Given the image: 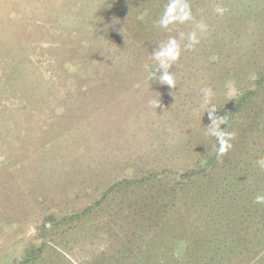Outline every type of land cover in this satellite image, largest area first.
Instances as JSON below:
<instances>
[{
  "label": "rangeland",
  "instance_id": "374dc122",
  "mask_svg": "<svg viewBox=\"0 0 264 264\" xmlns=\"http://www.w3.org/2000/svg\"><path fill=\"white\" fill-rule=\"evenodd\" d=\"M169 2L0 0V264H264V0L163 29ZM204 87L218 116L246 98L220 158Z\"/></svg>",
  "mask_w": 264,
  "mask_h": 264
},
{
  "label": "clouds",
  "instance_id": "9594fccd",
  "mask_svg": "<svg viewBox=\"0 0 264 264\" xmlns=\"http://www.w3.org/2000/svg\"><path fill=\"white\" fill-rule=\"evenodd\" d=\"M215 13L223 16L228 9L221 5H217L214 9ZM193 16L190 5L187 0H170L165 7L163 14L160 16L156 23L163 29H168L170 25L184 24L185 22L192 21ZM194 31L187 34L186 39L188 43L185 45L187 48H192L199 43L201 35L206 33L208 25L203 21L195 24ZM180 40L185 39V34L181 32ZM181 55V44L176 37H169L166 42L158 45L153 52L150 53V60L153 62V66H158L157 70H163L159 75V82L161 84H167L168 86L174 87L175 81L172 72L169 69L172 65L180 58ZM156 78V73L153 71V79ZM202 94V105L204 107V113L207 112L211 123L206 126V136L214 138L216 144L214 150L217 158H220L227 154V152L233 147L231 141L235 138V132L228 131V117L218 116L216 114V107L212 104V98L214 97V91L211 87H204L200 89ZM159 106V102L156 103ZM221 125H227L225 129L221 128ZM257 167L264 171V157L257 159ZM257 204H264V194H258L254 200Z\"/></svg>",
  "mask_w": 264,
  "mask_h": 264
},
{
  "label": "trees",
  "instance_id": "16d2710c",
  "mask_svg": "<svg viewBox=\"0 0 264 264\" xmlns=\"http://www.w3.org/2000/svg\"><path fill=\"white\" fill-rule=\"evenodd\" d=\"M264 70V69H263ZM246 100V98H245V95H242L241 97H239L238 98V102H237V104H236V106L235 107H233L232 109H229V110H227L226 112V115H227V117L230 115V114H232L233 112H235V110H238V108H239V104H241L242 102H244ZM227 123H228V121H227ZM201 158H199L198 160H200ZM210 162H212V160L210 161ZM206 164V163H205Z\"/></svg>",
  "mask_w": 264,
  "mask_h": 264
}]
</instances>
